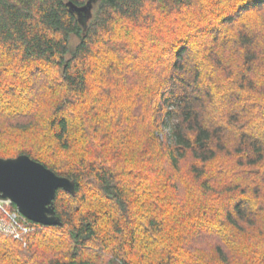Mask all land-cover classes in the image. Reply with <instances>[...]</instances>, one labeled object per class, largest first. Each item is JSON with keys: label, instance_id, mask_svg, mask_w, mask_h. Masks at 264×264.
Returning a JSON list of instances; mask_svg holds the SVG:
<instances>
[{"label": "trees", "instance_id": "trees-1", "mask_svg": "<svg viewBox=\"0 0 264 264\" xmlns=\"http://www.w3.org/2000/svg\"><path fill=\"white\" fill-rule=\"evenodd\" d=\"M70 1L0 0V157L76 186L0 264H264V0Z\"/></svg>", "mask_w": 264, "mask_h": 264}, {"label": "water", "instance_id": "water-1", "mask_svg": "<svg viewBox=\"0 0 264 264\" xmlns=\"http://www.w3.org/2000/svg\"><path fill=\"white\" fill-rule=\"evenodd\" d=\"M94 0L83 6L68 2L80 17L88 12ZM82 14V15H80ZM76 195L75 181L58 175L28 154L0 157V200L11 201L29 220L44 225H62L56 214L54 198L58 189Z\"/></svg>", "mask_w": 264, "mask_h": 264}, {"label": "rangeland", "instance_id": "rangeland-1", "mask_svg": "<svg viewBox=\"0 0 264 264\" xmlns=\"http://www.w3.org/2000/svg\"><path fill=\"white\" fill-rule=\"evenodd\" d=\"M98 3V1L97 0H94L93 1V3H92V7H91V9L88 11V12H86V13H82L83 14V16H85V17H87V19H90L94 14H95V12H96V9H97V4ZM82 14H80V15H82ZM78 42H79V37L77 36V35H75V34H72V36H71V40H70V43H71V50H73L75 47H76V45L78 44ZM46 99H44V101H47V99L49 100V98H50V96H49V94L48 95H46ZM44 105V104H43ZM43 125H40V127L38 126V129H41V128H43L42 127ZM42 132V131H41ZM157 134L159 135V137H161V139L162 138H165L164 136H165V134L163 133L162 134V132H157ZM29 136H33L32 135V133H29ZM13 137L12 136H10V137H8V141L6 142V144L10 147V148H12L13 146L11 145V144H9V143H11V142H15L16 143V141L14 140V139H12ZM30 138V137H29ZM24 139V138H23ZM25 139H27V138H25ZM31 139V138H30ZM40 139H42V137L40 138ZM23 141V140H22ZM102 151H108L109 149H111L109 146H107V145H105V146H102L101 148H100ZM132 148H130V150L129 151H132L131 150ZM82 150V148L80 147V145H78V146H76L75 147V149H74V151H73V153L69 156L70 157V159L71 158H77V159H79L80 158V155L78 154V153H80V151ZM125 150H127V149H124V151ZM127 156H131L132 154H126ZM64 156V154H62V156L61 157H63ZM74 156V157H73ZM77 156V157H76ZM212 169V168H211ZM216 169V168H215ZM255 170H256V168H255ZM254 170H244V171H242V172H239L238 173V175H237V177H238V179H240V180H242L243 182H244V184H245V180H246V176L244 175V173H254L253 172ZM242 173H243V175H242ZM234 177L236 178V176L234 175ZM237 180V179H236ZM156 186H157V184L156 185H153V184H149L148 185V187L151 189V190H153V189H155L156 188ZM9 207L11 208L12 206L11 205H9ZM3 217V216H2ZM33 225V230L30 232V233H28V234H25L24 235V237H23V239H18V238H16V237H13L12 235H10L11 233L8 231V226L7 225H1L0 224V235L1 236H4V237H9V238H12L13 240H15V241H17V242H19V243H21L22 244V246L25 248V247H27L28 245H29V242H30V239H31V237L33 236V233L36 231V226L34 225V224H32ZM111 264H122V263H120V262H117V261H114V262H112Z\"/></svg>", "mask_w": 264, "mask_h": 264}, {"label": "built area", "instance_id": "built-area-1", "mask_svg": "<svg viewBox=\"0 0 264 264\" xmlns=\"http://www.w3.org/2000/svg\"><path fill=\"white\" fill-rule=\"evenodd\" d=\"M13 202L0 200V224L7 225L8 231L13 237L23 239L25 234L33 230L31 221L22 214L18 208L9 207ZM3 216V217H2Z\"/></svg>", "mask_w": 264, "mask_h": 264}]
</instances>
